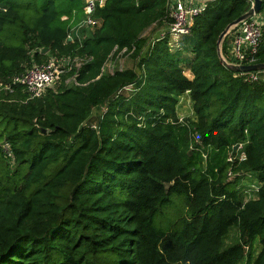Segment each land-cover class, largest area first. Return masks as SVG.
Masks as SVG:
<instances>
[{
  "label": "trees",
  "instance_id": "obj_1",
  "mask_svg": "<svg viewBox=\"0 0 264 264\" xmlns=\"http://www.w3.org/2000/svg\"><path fill=\"white\" fill-rule=\"evenodd\" d=\"M78 1L0 0V84L88 58L39 99L0 87V264H240L256 243L264 264V80L226 67L217 44L252 2L210 1L181 50L163 39L144 54V33L171 23L168 0H107L70 41ZM123 50L135 66L110 72ZM185 94L195 120L180 122Z\"/></svg>",
  "mask_w": 264,
  "mask_h": 264
},
{
  "label": "built area",
  "instance_id": "obj_2",
  "mask_svg": "<svg viewBox=\"0 0 264 264\" xmlns=\"http://www.w3.org/2000/svg\"><path fill=\"white\" fill-rule=\"evenodd\" d=\"M83 1V14L84 20L80 23L74 35L69 36V40L74 39L82 40L80 32L82 27H95L98 21L93 17L96 9L99 6L105 5L107 0H82ZM213 0H168V16L171 19L170 24L163 25L164 28L158 33V37L151 42L145 51L152 49L157 41L167 39L168 46L172 52H177L184 47L185 40L191 35V30L194 26L195 19L200 16L206 9L208 3ZM263 26H264V12L255 15L253 18L234 25L229 31L228 37L225 39L227 43V55L223 53V58L228 65H254L258 63L259 48L263 40ZM158 25H154L149 28L144 37H148L152 30H155ZM224 41V42H225ZM223 45V44H222ZM126 50L119 53V57L113 61L111 60L106 69L110 72L115 70H121L124 68L122 60L123 54ZM222 52V47H221ZM128 57V56H127ZM88 58L86 57H52L47 62L41 64H33L26 68L25 71L12 79L10 84H0L1 88L14 92L13 86L21 87L27 93L28 99H39L44 96L49 88H52L58 83L62 76L68 73L76 72L75 77L81 68L86 63ZM91 60V59H90ZM241 74L248 75L249 81H262L264 80V70L254 71L252 73L239 72ZM69 81L71 79H68ZM185 118L180 117V122H184ZM2 153L10 161L14 160V152L12 144L4 142L2 144ZM242 145H238L237 156L234 157L230 154L228 161L234 163L237 157L240 160L245 159V153L242 151V155H239V150H242ZM237 176L233 171L228 173L229 178ZM258 184V183H256ZM249 190V189H247ZM259 191L257 187L255 193ZM248 194V191H246ZM256 198V196H255ZM249 198L247 199H255Z\"/></svg>",
  "mask_w": 264,
  "mask_h": 264
},
{
  "label": "rangeland",
  "instance_id": "obj_3",
  "mask_svg": "<svg viewBox=\"0 0 264 264\" xmlns=\"http://www.w3.org/2000/svg\"><path fill=\"white\" fill-rule=\"evenodd\" d=\"M68 1L70 2V0H62L63 3H66ZM249 1H251L252 4H253V0H249ZM76 2L78 3V5H77V7H78L79 4H80V1L76 0ZM77 18H79V21L77 20L76 23L73 25V28H72V31H71L72 35H74L76 33L77 29L79 28L80 23L84 20V18L82 17V13L80 15H78ZM92 28L93 27H82V30L80 32V36L82 38H84L83 36H84L85 32L88 33L89 30H92ZM157 37H158L157 33H155L154 30H152L149 33V36L145 38L144 50H146L147 47L151 44V42L153 40H155ZM146 52L147 51H145L144 54ZM122 62H123V66L124 67H134L135 66L134 59L129 57V56L124 58L122 60ZM185 73H187V76H190V73H188L187 71ZM64 76H62L61 80L58 83H56L52 87V89H57L58 88V86H59V84L62 81ZM23 92H25V91H23ZM177 106L178 107L176 109L179 111V114H180L181 118L193 119L194 115H193V111H192L191 99L185 97V99H183L181 102H178ZM99 112H100L99 110L95 109V110H93L92 114L94 116H96V115L100 114ZM242 151H243V149L239 150V152H238L240 156L242 155ZM1 158H3V156H1V154H0V160H1ZM4 161H5V159H4ZM244 181H245V185L247 187L246 191H248V194L245 191L246 196L249 197V198H255V191H256V189L258 187V184H256L252 178H249L248 180H244ZM247 189H249V190H247ZM237 241H238V231L236 229H233L232 232L229 234V236L226 238L225 245L230 246V245L236 243ZM259 250H260V244L256 243V246H255V249H254V252H253V258H252L251 262L256 258ZM251 262H250V260L248 258H246L240 264H252Z\"/></svg>",
  "mask_w": 264,
  "mask_h": 264
},
{
  "label": "water",
  "instance_id": "obj_4",
  "mask_svg": "<svg viewBox=\"0 0 264 264\" xmlns=\"http://www.w3.org/2000/svg\"><path fill=\"white\" fill-rule=\"evenodd\" d=\"M262 5H263V0H253L252 7L248 12H246L243 16L238 18L237 20L234 21L233 24H231L229 27H227L221 34L219 40H218V53L221 58V62L228 68H230L232 71L236 72H245V73H252L254 71H260L264 70V64L262 63H257L254 65H228L226 61L223 58V53L221 52V47L222 44L224 43L225 39L228 37V33L231 30V28L234 27V25H237L241 22H244L246 20H249L253 18L255 15L259 14L262 10ZM48 52V49L42 50V54H46ZM45 131V130H44ZM235 152L238 149V145L234 147Z\"/></svg>",
  "mask_w": 264,
  "mask_h": 264
},
{
  "label": "crops",
  "instance_id": "obj_5",
  "mask_svg": "<svg viewBox=\"0 0 264 264\" xmlns=\"http://www.w3.org/2000/svg\"><path fill=\"white\" fill-rule=\"evenodd\" d=\"M78 21H79V18L77 19ZM164 28V26L162 25V26H158L155 30H154V32L155 33H157V35H158V33H159V31L161 30V29H163ZM188 73H190V71H187ZM187 74V73H186ZM189 78H193V76L191 75V73H190V76H188ZM185 97H187V98H189L190 99V96H189V94H185V95H183V96H181L180 98H179V102H181L183 99H185ZM178 107V106H177ZM192 111H193V104H192ZM176 112L178 113V116H180V114H179V111L176 109ZM193 115H194V117H193V120H195V113H194V111H193Z\"/></svg>",
  "mask_w": 264,
  "mask_h": 264
}]
</instances>
